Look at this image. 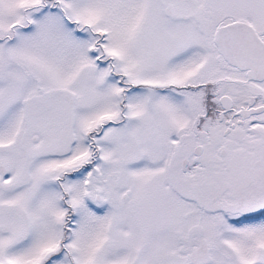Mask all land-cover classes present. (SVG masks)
<instances>
[{
    "label": "snow or ice",
    "instance_id": "obj_1",
    "mask_svg": "<svg viewBox=\"0 0 264 264\" xmlns=\"http://www.w3.org/2000/svg\"><path fill=\"white\" fill-rule=\"evenodd\" d=\"M0 264H264V0H0Z\"/></svg>",
    "mask_w": 264,
    "mask_h": 264
}]
</instances>
